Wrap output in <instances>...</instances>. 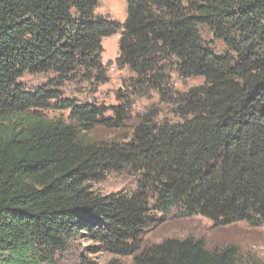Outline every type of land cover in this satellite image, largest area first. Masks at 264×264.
<instances>
[{
    "label": "trees",
    "instance_id": "trees-1",
    "mask_svg": "<svg viewBox=\"0 0 264 264\" xmlns=\"http://www.w3.org/2000/svg\"><path fill=\"white\" fill-rule=\"evenodd\" d=\"M126 1L120 24L95 15L100 0H0V264H57L81 238L131 264H264L192 237L140 246L153 214L173 209L264 225V0ZM117 34V66L132 74L119 103L65 97L106 82L102 40ZM172 75L201 82L180 95ZM25 76L45 82L28 90ZM151 91L176 119L151 110L129 141L90 137L129 122L131 95ZM129 168L144 175L134 191L94 189Z\"/></svg>",
    "mask_w": 264,
    "mask_h": 264
},
{
    "label": "rangeland",
    "instance_id": "rangeland-1",
    "mask_svg": "<svg viewBox=\"0 0 264 264\" xmlns=\"http://www.w3.org/2000/svg\"><path fill=\"white\" fill-rule=\"evenodd\" d=\"M126 0H100L95 10V15L107 22L124 24L128 16ZM205 38L210 39L216 51L223 53L224 44L215 39L208 31ZM120 34L103 38L102 63L106 70V82L95 85L86 81L75 82L63 90L65 97H74L83 103H94L107 107H114L119 103V91H128L126 83L130 81L132 74L128 68L120 69L117 66V59L120 57ZM172 81L178 94H183L191 87L201 82L200 79L183 81L176 75H172ZM28 90H34L44 84L41 76H25L22 79ZM133 107L131 119L122 127L113 129L96 127L90 137L97 141L124 143L132 137L133 129L139 122V117L144 113L155 110L160 122L164 119L172 121L176 119L172 114L173 105L163 101L158 92L151 91L148 94L131 95ZM172 101H175L172 98ZM111 113V112H109ZM49 116L68 117V111H50ZM143 172L131 168L119 174H112L105 181L93 184L94 189L101 194H111L120 191H134L139 182L143 179ZM150 226L143 234L140 246L160 243L166 239H186L192 237L202 240L209 250L223 249L232 246L236 249L240 259L245 262L247 259H256L264 262V225L253 227L246 223L239 222L229 226H218L213 221L200 216L185 217L181 210L173 209L169 214H153ZM93 243L88 239H80L69 244L68 249L57 256V264H109L116 260L120 264H131L133 256L118 257L106 251L92 253Z\"/></svg>",
    "mask_w": 264,
    "mask_h": 264
}]
</instances>
